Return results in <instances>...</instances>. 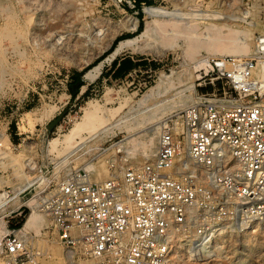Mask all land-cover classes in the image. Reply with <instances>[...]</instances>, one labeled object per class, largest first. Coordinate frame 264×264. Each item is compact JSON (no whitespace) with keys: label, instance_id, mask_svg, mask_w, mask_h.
I'll list each match as a JSON object with an SVG mask.
<instances>
[{"label":"rangeland","instance_id":"1","mask_svg":"<svg viewBox=\"0 0 264 264\" xmlns=\"http://www.w3.org/2000/svg\"><path fill=\"white\" fill-rule=\"evenodd\" d=\"M227 1L231 0H202V5L232 13L231 18L242 26L259 22L254 36L263 29L264 0H233L230 6ZM144 7L169 17L186 13L181 0H150L149 4H140L139 14L134 7L121 9L110 0H0V195L7 192L6 199L0 200L7 202L0 207V264H6L3 246L7 230L21 229L31 213L27 204L36 205L38 210L41 199L52 192L59 180L91 165L100 176L97 181L103 180L113 169L141 164L151 156L141 143L148 128L157 126L159 121L147 123L138 111L155 102L156 98L148 95L160 78L180 73L187 81L178 85L169 78L163 83L164 97H172L173 101L167 104L170 109L157 114L159 120L181 110V103L211 91L207 79L196 80L195 69L209 56L204 51L189 62L180 36L169 45H163L162 36L156 33L139 38L149 19ZM245 10L250 11L247 17ZM138 20L142 22L141 31L137 29ZM122 35H128L125 38L131 37L128 40L133 42L111 57L114 50L110 53L109 47L114 38ZM122 56L140 64L117 79H101L105 78L110 61ZM71 76L80 85L75 94L71 92ZM186 85H192L194 91L184 89ZM180 91L182 94L177 97ZM89 102L99 103L107 111L117 109L114 120L122 128L110 127L91 138L81 131L75 137L76 142L86 138L81 148L68 152L62 147L51 150L50 142L63 141L73 125L81 122L82 109ZM133 117L138 125L125 130L123 127L129 126ZM132 136V143H123ZM89 179H94L91 172ZM15 193V200L9 201ZM39 212L44 219L41 228L26 232L46 236L42 228L48 223L47 216ZM38 244L46 248L42 264L64 262L59 257L65 256L66 249L60 243L49 240ZM213 245L220 264H264V222L242 232L223 230ZM51 251L55 256H49ZM207 256L182 254L181 264H209ZM72 264L82 263L76 260Z\"/></svg>","mask_w":264,"mask_h":264},{"label":"built area","instance_id":"2","mask_svg":"<svg viewBox=\"0 0 264 264\" xmlns=\"http://www.w3.org/2000/svg\"><path fill=\"white\" fill-rule=\"evenodd\" d=\"M195 72L211 91L159 121L152 155L103 180L85 170L59 180L37 205L46 236L7 230L6 264H42L38 242L49 240L71 252L61 264H181L182 254L220 264L223 230L264 222V20L249 55H209Z\"/></svg>","mask_w":264,"mask_h":264},{"label":"bare ground","instance_id":"3","mask_svg":"<svg viewBox=\"0 0 264 264\" xmlns=\"http://www.w3.org/2000/svg\"><path fill=\"white\" fill-rule=\"evenodd\" d=\"M231 2H233V0H231L230 2L227 1L226 5L230 6ZM181 4H183V9L186 13L183 15L181 14L178 17L163 16L160 13V11L156 9H152L151 7H144L143 11L146 17L149 19H147L148 21L144 23L145 24L144 29L140 33L139 38H143V37L147 38L152 33H156L162 36L160 42H162L163 45H169L172 43L174 38L180 36V38L182 37V39L185 42L184 52L189 62L195 60L199 56V53L201 51H204L207 55L230 54L237 56V55H249L251 53L252 42L254 37L253 32L255 31V29L256 30L259 29L258 28L259 22H256L255 24L248 23L245 26H242L241 24L236 23L233 18H231L232 13H224L219 7L217 9L216 8L209 9L207 8L206 5V7L204 8V6L202 5V0H183V1L181 0ZM233 14H237V13L234 12ZM244 14L247 17L250 14V11L245 10ZM136 22L137 20L135 19V27H136ZM132 42L133 40H128V39L125 41H121L112 52L111 57H114L117 53H119V51H121L122 48L129 47L132 44ZM67 46L69 45L67 44ZM199 67H204V68L206 67V58H204L203 62H201ZM89 74L87 75V77H89ZM169 78H171L172 81H176L178 85H182L184 81H187L186 78H183L180 73L174 74V76H169V77L167 76L160 78L158 80L157 87L156 86H155L156 88L154 87L155 89L153 93L151 92V94L148 95L153 98L155 97L156 98L155 102L153 101L154 103L152 105H148L142 110L138 111L141 114L142 117L141 119H143L145 122L151 123L153 121L155 122L160 121L158 118L160 116H157V114L160 113L162 115L164 113L163 112L164 110L170 109V107H168L167 104L169 102H172L173 98L172 97L165 98L164 97L165 92L161 91L163 83ZM172 81L168 80L167 82H172ZM186 88H189L190 90L194 91V87L192 85L189 86L186 85L184 89ZM181 91L178 92V94H176L177 97L181 96L182 94ZM191 102L192 100L190 99L188 103H181L180 105L184 107ZM108 111L103 109L102 105H100L99 103L89 102L82 109L83 116L81 122L79 123L76 122L73 125V129L71 130L70 134L65 136L63 141L50 142L49 144L50 149L58 150V148L62 147L65 152L74 151L75 149L81 148V146L84 145L87 141L86 138L85 140L84 138H80V141L76 142L77 140L75 137H77L78 136L77 134H79L81 131H86L91 138L106 131L110 127H116L118 129L122 128L120 124H118V122L114 120L117 114V109L114 110L108 109ZM134 121H135V117L132 118V122L129 126L123 128L125 130L134 129L135 126L138 125V122L135 121L134 123ZM156 131H157L156 125L149 127L147 130V132L149 133L146 134L144 142L141 143L142 144L141 148L147 151L148 154L151 155L154 150ZM133 139L134 137L132 136L131 138L125 140L123 143H128V142L132 143ZM117 151H119V149H117ZM130 156H133L132 152H130ZM91 166H87L85 168V171L94 174L93 181H97L98 179H100V176L92 171ZM6 193L7 192L5 191L1 193L0 200H2L3 198L6 199L7 197ZM11 198L12 199L9 198V201L15 200L16 193L14 197ZM5 203L7 202L0 201V207L1 206L3 207ZM27 205L30 206L31 213L27 216L23 226L19 230L24 232L34 230L36 232L39 229V227L41 228V223L44 220L43 214L34 208V206L36 205L33 206L32 203H28ZM248 228H250V226L246 227V229ZM212 246L214 247V245ZM206 250H208V248L202 247L203 253H205ZM70 253L71 252L66 251L65 256L63 255L60 256L59 258H63L64 260H66L67 257L70 255ZM50 255L55 256V253L51 251L49 256Z\"/></svg>","mask_w":264,"mask_h":264},{"label":"trees","instance_id":"4","mask_svg":"<svg viewBox=\"0 0 264 264\" xmlns=\"http://www.w3.org/2000/svg\"><path fill=\"white\" fill-rule=\"evenodd\" d=\"M144 3L149 4L150 0H134V8H136L137 14H139V11H140V4H144ZM141 26H142V22H141V20H138L137 29L140 31L143 28V26H142V28H141ZM125 37H128V35L118 36V37L113 39V41L109 47L110 53L114 50V48L116 47V45L118 44L119 41L131 38V37H129V38H125ZM122 38H125V39H122ZM119 39H121V40H119ZM100 59L101 58L97 59L95 62L99 61ZM139 64H140V62L132 61L128 57H122L120 59L113 58L110 61L109 70L114 67L112 75L116 76V73H118V75H120V77H122L127 73V71H129L131 68H134L135 65H139ZM101 74H102V71L100 72V75ZM70 81H71V85H73L76 82V77H72V79ZM78 86H79V84H78ZM23 211H24V209L21 210V212H23Z\"/></svg>","mask_w":264,"mask_h":264},{"label":"crops","instance_id":"5","mask_svg":"<svg viewBox=\"0 0 264 264\" xmlns=\"http://www.w3.org/2000/svg\"><path fill=\"white\" fill-rule=\"evenodd\" d=\"M122 57H126V56H122ZM122 57H119L118 59H120V58H122ZM130 59H131V58H130ZM131 60H132V59H131ZM132 61H133V60H132ZM113 69H114V67H113L112 69L108 70V72H107L105 78H104L103 76H101V79H103V80H110V79H112V78H113V79H117V78H119L120 75H118V73H116V76H113V75H112Z\"/></svg>","mask_w":264,"mask_h":264},{"label":"water","instance_id":"6","mask_svg":"<svg viewBox=\"0 0 264 264\" xmlns=\"http://www.w3.org/2000/svg\"><path fill=\"white\" fill-rule=\"evenodd\" d=\"M80 86V85H79ZM77 88H78V82H75L74 84H73V89L71 90V92H72V94H75L76 92H77ZM59 118V117H58ZM58 118L57 119H55L54 121H52L51 123H50V125H53V124H55V122L58 120ZM49 125V126H50ZM48 126V127H49Z\"/></svg>","mask_w":264,"mask_h":264}]
</instances>
